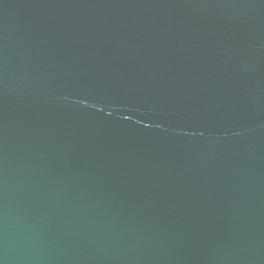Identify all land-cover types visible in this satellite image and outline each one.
Wrapping results in <instances>:
<instances>
[{
	"label": "water",
	"instance_id": "obj_1",
	"mask_svg": "<svg viewBox=\"0 0 264 264\" xmlns=\"http://www.w3.org/2000/svg\"><path fill=\"white\" fill-rule=\"evenodd\" d=\"M0 264H264V0H0Z\"/></svg>",
	"mask_w": 264,
	"mask_h": 264
}]
</instances>
